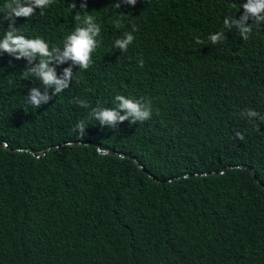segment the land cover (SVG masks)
<instances>
[{
	"label": "trees",
	"instance_id": "obj_1",
	"mask_svg": "<svg viewBox=\"0 0 264 264\" xmlns=\"http://www.w3.org/2000/svg\"><path fill=\"white\" fill-rule=\"evenodd\" d=\"M117 2L54 0L16 19L18 34L50 49L77 15L96 9L102 25L91 66L73 67L39 108L27 95L42 82L24 78L38 58L0 52V264H264V121L242 115L264 117V24L246 41L224 28L246 0H137L126 12ZM133 24L122 52L114 42ZM216 32L226 38L212 44ZM117 95L150 101L151 119L116 129L89 119Z\"/></svg>",
	"mask_w": 264,
	"mask_h": 264
},
{
	"label": "clouds",
	"instance_id": "obj_2",
	"mask_svg": "<svg viewBox=\"0 0 264 264\" xmlns=\"http://www.w3.org/2000/svg\"><path fill=\"white\" fill-rule=\"evenodd\" d=\"M52 3H54V0H7L3 9H0V11L5 13L4 19L9 21V28L3 38L0 39V52H6L16 59L25 58L30 65L38 58V63L31 66L29 72L24 73L25 79H27L29 73H31L37 80L42 82L44 88L43 92L37 87H32L29 89L27 95V103L36 108H39L41 104L48 103L49 100L52 99V96L59 94L69 87L73 78V67L78 66L80 69L86 70L91 66V53H93L98 46L97 40L102 37V25L95 14L96 9L91 15H85L83 17L77 15L75 17V19L80 22V26H77L75 30L65 38L62 49L57 47L50 49L42 38H27L17 33L14 26L17 18H31L36 13V9H39L40 14L43 15L44 10ZM121 3L126 4L123 5V9L126 12L131 9L127 5L134 6L137 0H118V2L114 4V7L119 9ZM78 5V11H83L87 7L86 3L83 1H80ZM73 7H75V5H73ZM242 8L243 13L239 19L226 17L223 21V25L228 31L235 28L240 37L246 41L252 34L254 26L259 27L261 24H264V0H246V2L242 4ZM121 15L122 14H119V17ZM249 20L252 21L251 24L248 23ZM6 26H8V24L0 23V28ZM114 26L116 28L122 26L120 19L114 21ZM135 31H137V28L136 25L133 24L132 31L125 32L123 38L116 39L114 47L119 48L122 52H126L129 45H131L134 40L133 33ZM225 38L224 32H216L208 37L212 44L222 42ZM195 40L197 44L204 43L199 37H196ZM69 61L71 62L69 66L64 68L62 74L58 76L54 65H61ZM140 66H143L142 60L140 61ZM49 89H52L51 95L49 94ZM115 101L117 102L115 108H92L89 113V119H95L99 121L101 126H107L111 129H116L118 123H122L126 120L129 121L130 124H136L137 122L142 123L151 119L152 110L150 101L134 100L126 98L123 95H117ZM76 103L81 107H89L88 103L84 100H77ZM121 112H123V114H121ZM242 115L249 120L259 117L264 121V117H260L259 113L252 109L245 110ZM76 128L83 135L85 123L83 121L78 122ZM236 136L240 140L244 139L243 134L240 132H236ZM1 143L6 144V142ZM120 156H122V154ZM226 169L227 168H224L221 173H224Z\"/></svg>",
	"mask_w": 264,
	"mask_h": 264
},
{
	"label": "water",
	"instance_id": "obj_3",
	"mask_svg": "<svg viewBox=\"0 0 264 264\" xmlns=\"http://www.w3.org/2000/svg\"><path fill=\"white\" fill-rule=\"evenodd\" d=\"M0 142H4L3 140H1L0 139ZM49 150V149H48ZM47 150V151H48ZM98 151L99 152H101L102 154H119V155H121L120 153H118V152H116L114 149H102V148H98ZM39 156V155H38ZM123 156V155H122ZM135 161H136V159H134ZM137 162V161H136ZM139 167L140 168H142L143 170H146L145 168H144V166H142V165H140L139 164ZM149 176L151 177V178H153L155 181H157L158 182V180H156L152 175H150L149 174ZM187 177V176H186ZM170 181V180H169Z\"/></svg>",
	"mask_w": 264,
	"mask_h": 264
}]
</instances>
